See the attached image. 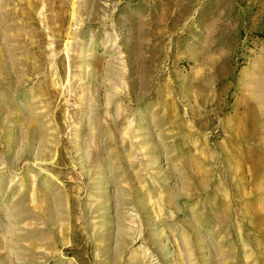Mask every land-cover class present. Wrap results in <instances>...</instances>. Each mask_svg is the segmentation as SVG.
Returning a JSON list of instances; mask_svg holds the SVG:
<instances>
[{"label":"rangeland","instance_id":"rangeland-1","mask_svg":"<svg viewBox=\"0 0 264 264\" xmlns=\"http://www.w3.org/2000/svg\"><path fill=\"white\" fill-rule=\"evenodd\" d=\"M0 264H264V0H0Z\"/></svg>","mask_w":264,"mask_h":264}]
</instances>
